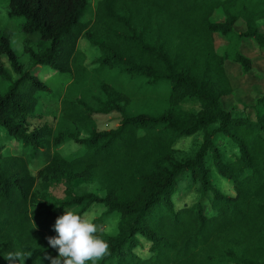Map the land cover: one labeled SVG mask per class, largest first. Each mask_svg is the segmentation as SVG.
<instances>
[{"label": "trees", "instance_id": "16d2710c", "mask_svg": "<svg viewBox=\"0 0 264 264\" xmlns=\"http://www.w3.org/2000/svg\"><path fill=\"white\" fill-rule=\"evenodd\" d=\"M7 3L10 17H23V51L30 61L72 71L81 86L74 82L61 99V128L30 126L29 119L39 116L36 93L47 86L23 69L11 32L0 33V55L18 75L0 95V124L33 155L53 149L32 173L25 156L5 155L0 146V264H8L4 254L17 249L30 252L25 264H50L46 257L57 253L46 238L55 235V218L64 209L84 214L96 204L104 214L119 213L116 233L101 229L110 255L99 264H264V93L239 113L222 101L233 93L225 62L248 73L252 63L241 43L251 39L264 48V0ZM217 36L226 42L222 52ZM80 38L100 51L90 73L116 67L155 88L168 84L160 112L128 114L129 94L105 79L93 82L96 74H81ZM0 74L5 76L1 65ZM246 108L254 110V119ZM110 113L119 115L116 127L99 130L93 116ZM197 133L198 149L179 155L175 143ZM218 135L236 148L232 160H223L214 143ZM67 140L84 151L62 155L57 147ZM208 159L230 181L233 195L214 186ZM182 181L199 198L175 208L172 197ZM81 183H96L103 194L80 192ZM59 185L62 197L52 192ZM141 239L148 243L145 257L135 251Z\"/></svg>", "mask_w": 264, "mask_h": 264}, {"label": "rangeland", "instance_id": "374dc122", "mask_svg": "<svg viewBox=\"0 0 264 264\" xmlns=\"http://www.w3.org/2000/svg\"><path fill=\"white\" fill-rule=\"evenodd\" d=\"M92 2L93 0H89ZM9 7L7 0H0V33L4 30L11 32V46L19 57V61L23 64V69L30 74H34L46 86V90H41L36 93L38 103L36 112L38 117L30 118V126L40 125L42 123L49 124L54 131L61 128L64 123L60 119V102L65 96L68 89L76 81L74 80V72H60L47 64L34 65L27 54L23 51V38L24 35L20 30V23L23 17H10L8 15ZM89 15H85L82 19L85 20ZM243 24V23H242ZM244 24H238L237 30H241ZM35 40H38L36 37ZM226 46V42L218 36L215 40V47L218 52H222ZM242 51L250 57L252 63V70L248 73H243L241 67L237 63L230 61L225 62V70L233 87V93L223 98V105L228 110L239 113L242 106L250 104L252 101L264 93V48H260L253 40L244 39L241 43ZM78 57L86 69L81 71V74H96L93 75V82L105 79L113 87L119 88L132 97V102L127 108L128 114L150 113L154 114L160 112L163 108V102L169 91L168 84L153 87L145 82L144 79H136L129 77L126 73H119L118 68L113 67L96 73L89 72L92 68L99 65L100 51L98 47L90 45L85 38H80L77 45ZM0 65L2 66L5 76L0 74V95L5 94L16 80L18 75L11 69L5 56L0 55ZM91 80V77H90ZM81 83V81H80ZM78 81L73 86H81ZM185 107H191L186 104ZM245 112L249 114L252 119L255 118L254 110L246 108ZM96 120V125L99 130L110 129L116 127L119 115L117 113L110 114H96L93 116ZM202 142V133H197L190 137L179 139L175 143V149L179 155H189L195 152ZM214 143L220 148L223 155V160H232L236 148L224 136L218 135L214 139ZM0 146L5 155H19L22 154L26 157L29 168L32 173H35L51 156L52 150L39 152L33 155V149L29 145L10 137L2 124H0ZM57 150L65 156L81 154L84 147L72 140H67L65 143L60 144ZM34 156V157H33ZM209 167L211 169L210 176L214 186L225 195H233L234 191L228 179L218 174L211 166L210 159ZM80 192H93L102 195L96 183L88 184L81 183L78 185ZM183 187V188H182ZM187 183L182 181L172 199L175 208L183 205H191L199 198L198 193L194 187L188 191L185 190ZM52 192L57 197L63 196V187L61 185L52 188ZM210 196V194H208ZM205 209L208 213L212 212L213 205L207 200ZM104 207L100 204L91 206L84 214L93 216L94 218H101V221L96 224L108 234H114L117 231V222L119 220V213L114 211L110 214H104ZM74 211V210H73ZM104 214V215H103ZM110 230V232L108 231ZM141 256H147L148 243L141 239V245L135 249Z\"/></svg>", "mask_w": 264, "mask_h": 264}, {"label": "clouds", "instance_id": "9594fccd", "mask_svg": "<svg viewBox=\"0 0 264 264\" xmlns=\"http://www.w3.org/2000/svg\"><path fill=\"white\" fill-rule=\"evenodd\" d=\"M52 227L55 235L46 239L57 255L46 257L50 264H99L110 255V244L91 215L64 209ZM28 256L30 252L26 254L22 249L4 254L8 264H25Z\"/></svg>", "mask_w": 264, "mask_h": 264}]
</instances>
